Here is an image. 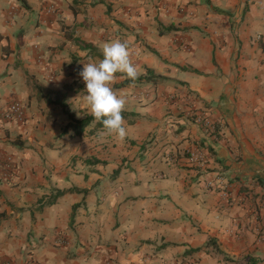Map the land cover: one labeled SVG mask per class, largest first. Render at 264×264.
I'll use <instances>...</instances> for the list:
<instances>
[{
  "label": "crops",
  "instance_id": "obj_1",
  "mask_svg": "<svg viewBox=\"0 0 264 264\" xmlns=\"http://www.w3.org/2000/svg\"><path fill=\"white\" fill-rule=\"evenodd\" d=\"M26 2L17 15V0H0V112L11 102L24 112L23 122L0 124V158L20 162L17 173L0 170V264H172L210 238L232 259L264 264V0ZM70 30L101 55L120 40L138 76L163 77L125 104L129 165L83 173L82 186L44 170L40 154L63 132L51 131L60 122L30 85L33 74L49 76V92L65 94L48 57L51 38L69 43ZM119 75L121 89L140 85L120 86ZM191 115L209 117L216 136L204 138ZM119 149L97 158L116 168ZM194 150L202 161L188 160ZM70 188L86 192L41 207Z\"/></svg>",
  "mask_w": 264,
  "mask_h": 264
},
{
  "label": "rangeland",
  "instance_id": "obj_2",
  "mask_svg": "<svg viewBox=\"0 0 264 264\" xmlns=\"http://www.w3.org/2000/svg\"><path fill=\"white\" fill-rule=\"evenodd\" d=\"M16 7H11L10 10L19 12L20 7L24 8L20 3H18ZM19 7V8H18ZM17 9V10H15ZM25 9V8H24ZM28 27V25H27ZM21 30L16 32L17 34ZM77 35L74 30H70L67 34ZM25 34V33H24ZM23 34V35H24ZM66 34V32H65ZM66 34V35H67ZM22 36V34H21ZM61 36V35H59ZM20 38V37H16ZM51 42L53 46L51 48L56 50V53H53V58L51 56L48 57V62L55 63V70L50 75L59 79V89L64 92L66 96V104L68 106L69 111H71L77 119H82L86 115H92L89 107L86 103L81 100L73 101L78 95H84L85 84L82 78L79 76L80 71L83 68V63L92 61L99 62L101 60L98 57H90L87 52L80 51L73 42H65L63 39H59L57 37H52ZM23 42L16 43V46L13 50L15 52V56L21 58L22 50L21 45ZM7 51V49L5 50ZM86 53V54H85ZM84 55H86L84 57ZM29 71V70H28ZM120 73L115 75L114 80L110 83V86L114 91L117 92L118 95L123 96L126 99V103L130 101L133 93L136 92H145L144 83H138L140 85L133 87V89H121V87H117L121 82ZM46 75V74H45ZM44 75V76H45ZM35 74L30 76L31 82L30 85L34 90L38 91L41 94V97L37 99V101H41L44 104V97L53 91L51 88V82L49 76H45L42 82H39L37 78H35ZM51 78V77H50ZM45 79V82H44ZM56 86H54L55 88ZM56 90V89H55ZM130 90V92L128 91ZM121 94L122 92H126ZM61 93V92H60ZM54 98L53 95H51ZM139 102H146V97L140 100ZM20 104V103H19ZM22 110L23 107L20 104ZM54 117V124L56 122H60L57 125V129H52L53 133L58 135L59 131H63L65 126L67 125V117L64 114V111L59 107L52 104H46L44 111ZM122 112H126L125 109ZM24 115V112H23ZM195 117L191 115L189 118L192 121ZM24 121L13 122V123H21ZM54 127V126H53ZM59 127V129H58ZM93 125L85 128L80 134H76L73 130H68L67 133H61V135L56 136V140H59L56 144L47 143V152L40 154L41 161L44 166V170L49 168L51 173H72V177H74V183L78 186L83 185V173H120L124 170L127 165H129L128 157L124 156L130 150L132 144H130V140L127 138L120 139L115 134L109 133L106 129L100 130L95 128V130H90ZM15 139V138H14ZM13 140V139H12ZM124 141L123 148L121 144ZM14 142V141H12ZM112 145L113 148L119 147L120 149L117 151L119 154L122 153L123 161L117 165L116 168H110V166L102 165L105 162L100 161L97 157L103 155L106 152L108 146ZM17 152L20 153V149H17ZM128 154V153H127ZM15 154H12L14 156ZM1 157V156H0ZM12 165L11 170L6 173H17L20 169V162L15 160H7ZM95 161H100L99 164H95ZM106 164V163H105ZM0 170H2L0 168ZM201 247V246H200ZM239 259V258H237ZM172 264H233L230 261L223 260V257L215 254L213 252H206L202 250L199 253L194 255L190 254H180L177 256L176 260H172Z\"/></svg>",
  "mask_w": 264,
  "mask_h": 264
},
{
  "label": "clouds",
  "instance_id": "obj_3",
  "mask_svg": "<svg viewBox=\"0 0 264 264\" xmlns=\"http://www.w3.org/2000/svg\"><path fill=\"white\" fill-rule=\"evenodd\" d=\"M102 51L103 58L99 62L83 63L79 76L85 84L84 95H78L73 101L82 99L109 133L124 139L127 129L122 110L126 99L118 95L110 83L117 73H123L127 78L135 80L138 69L130 60L127 45L120 40L105 43Z\"/></svg>",
  "mask_w": 264,
  "mask_h": 264
},
{
  "label": "trees",
  "instance_id": "obj_4",
  "mask_svg": "<svg viewBox=\"0 0 264 264\" xmlns=\"http://www.w3.org/2000/svg\"><path fill=\"white\" fill-rule=\"evenodd\" d=\"M25 9H29V5L27 4L26 0H17ZM66 39L68 41L73 42L74 45L77 46V48L80 51L87 52L88 56L90 57H98L100 59L103 58V55L99 54L96 49L89 43H86L79 37H75L73 34H67ZM261 40V39H260ZM260 47L262 48L264 52V40L260 41ZM118 75V73L116 74ZM158 79H163L160 75H156L152 70L146 69V72L144 75L138 76L137 79L131 80L126 77V80L120 85V86H129L132 83H153L156 82ZM54 95V98L51 97V95ZM66 96L60 92H50L48 95L44 97V101L46 104H52L55 106H59L63 111L65 116L67 117V125L63 129V133H67L68 130H73L76 134H80L85 128L93 125V127L90 130H95V128L104 130L102 123L98 121L93 115H86L82 119H77L75 115L69 111L68 106L66 104ZM122 116L124 119L129 118L132 116L131 113H125L122 112ZM100 161H95V164H99ZM104 164V163H103ZM261 184L264 187V183L261 182ZM86 191L79 190L77 188H70L67 191H57L55 195L49 197L48 199H44L41 202V207H44L46 205H50L54 203V201L66 194V193H78V194H84ZM80 207V204L73 205L72 207V214H71V220L70 223L73 222L74 214L77 208ZM172 246V245H169ZM200 250H204L206 252H213L215 254H218L223 257V260H227L232 262L233 264H259V260L257 258L251 257L250 255H245L239 259H232L228 257L218 246L216 240L214 238H210L207 240V242L204 244L202 248H196L191 249L188 251V254H194L199 252Z\"/></svg>",
  "mask_w": 264,
  "mask_h": 264
},
{
  "label": "built area",
  "instance_id": "obj_5",
  "mask_svg": "<svg viewBox=\"0 0 264 264\" xmlns=\"http://www.w3.org/2000/svg\"><path fill=\"white\" fill-rule=\"evenodd\" d=\"M261 37L257 36V40H260ZM23 120V110L19 103L11 102L7 108L0 112V124H9L13 122H19ZM201 130L204 138H214L216 136V127L214 122L209 117L197 116L192 120ZM203 152L199 150L190 151L188 153V160L190 162H200L204 159ZM3 168L7 171L11 170L12 165L10 162L5 159L0 158V168ZM208 186L211 185L209 182Z\"/></svg>",
  "mask_w": 264,
  "mask_h": 264
}]
</instances>
